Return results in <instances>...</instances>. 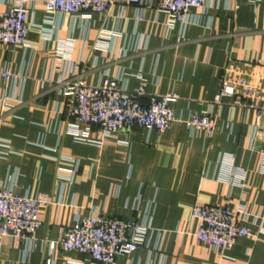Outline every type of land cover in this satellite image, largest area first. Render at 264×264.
Masks as SVG:
<instances>
[{"label": "crops", "instance_id": "0c3cea01", "mask_svg": "<svg viewBox=\"0 0 264 264\" xmlns=\"http://www.w3.org/2000/svg\"><path fill=\"white\" fill-rule=\"evenodd\" d=\"M15 1L0 0V13ZM45 1L28 5L26 46L0 44V68L26 76L22 87L0 77V142L8 145L0 146V183L32 199L47 195L49 203L40 212L37 242L0 240V264H97L89 255L65 252L64 232L97 215L142 221L133 209L140 194L145 204L155 199L153 241L160 232V251L143 247L115 264H159L161 257V264H264V0H208L204 11L192 12L183 38L179 26H167L158 0H116L107 16L53 14ZM102 32L109 38L98 48ZM106 73L121 77L130 92L144 80V103L177 93V121L162 135L134 130L101 145L78 142L67 132L63 81L97 85ZM223 79L253 85L254 107L225 98L215 134H190L185 120L208 109ZM98 135L92 126L91 138ZM226 155L246 172L243 186L217 178ZM195 205L242 206L247 217L241 223L253 235L224 254L207 248L195 237Z\"/></svg>", "mask_w": 264, "mask_h": 264}, {"label": "built area", "instance_id": "2783aa9c", "mask_svg": "<svg viewBox=\"0 0 264 264\" xmlns=\"http://www.w3.org/2000/svg\"><path fill=\"white\" fill-rule=\"evenodd\" d=\"M116 0H46L48 12L61 15L89 16L99 14L107 16ZM31 0H16L10 9L0 13V44L12 47L27 45L28 5ZM126 5H139L141 0H123ZM208 0H158L157 10L168 16L167 26L173 30L179 26L183 38L187 27L193 23L192 12L204 11ZM109 37L102 32L97 47L102 48ZM100 46V47H99ZM68 46H61L60 56ZM0 77L14 86L22 87L26 76L15 75L11 70L0 68ZM63 93L67 98V132L78 142L101 145L105 138L122 131L155 130L164 134L177 121L174 105L180 96L174 92L151 96L146 103L141 98L146 95V82L142 80L134 92H130L119 76L108 73L97 85H86L80 78L63 81ZM257 97L256 88L246 80L231 82L223 79L221 88L208 109L192 113L185 126L190 134L205 132L211 137L218 130L215 114L217 107L225 98L248 108L254 107ZM80 124L87 126L80 129ZM97 126L99 135L96 139L90 136V128ZM0 146L8 148L4 142ZM230 163L224 169V162ZM218 179L233 185L243 186L246 172L233 168L232 158L224 156L221 161ZM264 174V156L260 167ZM49 203L47 195L29 198L18 194L13 185L0 183V240L11 239L18 243L34 244L41 227L39 220L43 206ZM153 198L145 204L138 195L133 201V209L144 215V220H121L97 215L77 220L74 227L64 232L60 241L65 252H78L89 255L97 264H115L117 258L128 257L140 248L160 251L162 234L158 233L153 241L154 228L151 209ZM192 219L198 222L195 237L202 245L224 254L230 251L240 238L253 235V231L241 223L247 217L242 206L230 209L226 206L195 205ZM53 243L50 244L52 249ZM163 257L160 258L161 264ZM48 264H52L48 260ZM76 264V263H68Z\"/></svg>", "mask_w": 264, "mask_h": 264}]
</instances>
